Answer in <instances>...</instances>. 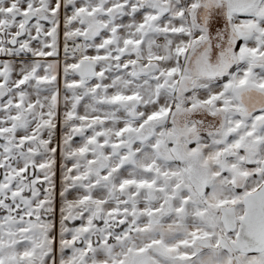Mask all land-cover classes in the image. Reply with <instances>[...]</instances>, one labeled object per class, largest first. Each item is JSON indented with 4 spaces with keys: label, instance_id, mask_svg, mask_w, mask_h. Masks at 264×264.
Instances as JSON below:
<instances>
[{
    "label": "snow or ice",
    "instance_id": "6c2138e0",
    "mask_svg": "<svg viewBox=\"0 0 264 264\" xmlns=\"http://www.w3.org/2000/svg\"><path fill=\"white\" fill-rule=\"evenodd\" d=\"M0 264H264V0H0Z\"/></svg>",
    "mask_w": 264,
    "mask_h": 264
}]
</instances>
